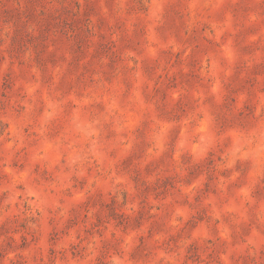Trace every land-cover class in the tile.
I'll use <instances>...</instances> for the list:
<instances>
[{
  "label": "rangeland",
  "instance_id": "rangeland-1",
  "mask_svg": "<svg viewBox=\"0 0 264 264\" xmlns=\"http://www.w3.org/2000/svg\"><path fill=\"white\" fill-rule=\"evenodd\" d=\"M0 264H264V0H0Z\"/></svg>",
  "mask_w": 264,
  "mask_h": 264
}]
</instances>
